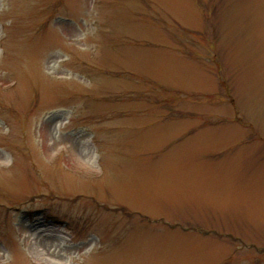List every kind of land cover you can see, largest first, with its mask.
<instances>
[{
  "label": "rangeland",
  "instance_id": "374dc122",
  "mask_svg": "<svg viewBox=\"0 0 264 264\" xmlns=\"http://www.w3.org/2000/svg\"><path fill=\"white\" fill-rule=\"evenodd\" d=\"M0 264H264V0H0Z\"/></svg>",
  "mask_w": 264,
  "mask_h": 264
}]
</instances>
